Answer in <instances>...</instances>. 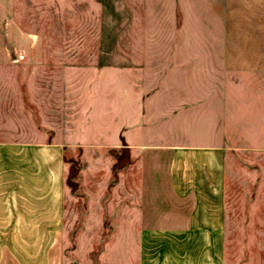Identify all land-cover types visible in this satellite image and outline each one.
<instances>
[{"label":"rangeland","instance_id":"374dc122","mask_svg":"<svg viewBox=\"0 0 264 264\" xmlns=\"http://www.w3.org/2000/svg\"><path fill=\"white\" fill-rule=\"evenodd\" d=\"M95 1V25L89 27L97 34L99 29L110 55L104 62L74 63L78 77L63 91L62 126L58 119L56 131L40 124L38 106L21 79L11 100L22 103L27 110L20 115L31 116L49 144L62 137L64 264H136L141 147L183 144L185 132L197 135L200 106L213 107L225 82L237 81L239 97L252 98L238 106V117L250 118L262 104L249 89L264 87V76L222 73V0ZM89 10L80 8V25L94 21ZM120 39L131 48L139 42L141 56L119 57ZM7 70L1 61L0 72ZM6 81L0 79L3 95L9 93ZM12 129L3 128L0 136L15 137ZM222 173V199L205 200L198 230L146 239L143 264H264V158L223 159Z\"/></svg>","mask_w":264,"mask_h":264},{"label":"crops","instance_id":"0c3cea01","mask_svg":"<svg viewBox=\"0 0 264 264\" xmlns=\"http://www.w3.org/2000/svg\"><path fill=\"white\" fill-rule=\"evenodd\" d=\"M221 4L222 73L264 76V0ZM96 5L95 0H0V62L8 64L0 79L7 80L9 92L1 94L0 83V133L14 128L16 134L0 136V264H64L62 137L58 145L56 139L49 144L31 116L20 115L27 109L19 103L21 98L19 105L11 100V92L21 79L38 106L40 124L56 131L58 119L62 126L63 91L78 77L71 71L74 63L104 62L110 55L94 27ZM80 8H90L92 23L79 24ZM127 29L125 21L123 38ZM138 43L131 48L128 40H118L119 57L141 56ZM199 47L205 58L206 42ZM18 65L22 71L10 69ZM50 66L64 70L50 71ZM223 84L215 91L213 107L200 106L197 135L185 132L183 144L140 149L136 239L141 258L136 264H143L146 239L176 238L198 230L200 215L209 205L205 200L222 199L223 159L264 158V87L249 89L262 107H253L256 113L250 118H239V100L252 98L239 97L237 81ZM4 107L9 111L5 115ZM48 118L55 121L47 123Z\"/></svg>","mask_w":264,"mask_h":264}]
</instances>
